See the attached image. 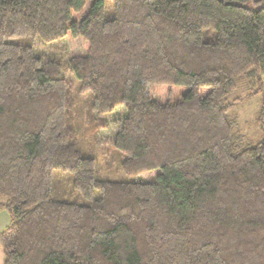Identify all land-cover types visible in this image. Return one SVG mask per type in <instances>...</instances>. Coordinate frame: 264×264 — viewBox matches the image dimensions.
<instances>
[{
    "label": "trees",
    "instance_id": "16d2710c",
    "mask_svg": "<svg viewBox=\"0 0 264 264\" xmlns=\"http://www.w3.org/2000/svg\"><path fill=\"white\" fill-rule=\"evenodd\" d=\"M237 79L263 92L264 0H0L2 264H264Z\"/></svg>",
    "mask_w": 264,
    "mask_h": 264
},
{
    "label": "rangeland",
    "instance_id": "374dc122",
    "mask_svg": "<svg viewBox=\"0 0 264 264\" xmlns=\"http://www.w3.org/2000/svg\"><path fill=\"white\" fill-rule=\"evenodd\" d=\"M53 50L50 49L49 53H53V51L59 52L61 51V45H53ZM35 51H40L39 43L35 44ZM236 89L232 91L228 100H231L237 96H242L240 102H237L229 112V118L231 119L233 134L235 137V141L237 146L239 147H249L254 145L256 142L261 140L264 137V120L259 122L260 111L262 105L264 103V87L263 92L258 91L257 94H253L251 96L246 95L247 91L242 84L241 79H237ZM264 86V80H263ZM115 113L112 115H106L105 117L108 119H118L121 118L124 114V110L122 108L114 111ZM90 131H85L82 142L84 144V140L88 139L87 135ZM114 136V130L112 128L104 131H98L94 137V144L92 147V154L101 161L99 158L103 156L102 149L109 146L112 143ZM87 137V138H86ZM82 144V145H83ZM96 144V145H95ZM85 147V145H84ZM109 164V163H108ZM102 168V171L98 172V177L101 179H113V180H123L124 176L120 173H114V170L105 171V165H100L98 168ZM111 171V172H110ZM158 172L153 171L150 173L142 174L138 180L142 182H151Z\"/></svg>",
    "mask_w": 264,
    "mask_h": 264
},
{
    "label": "crops",
    "instance_id": "0c3cea01",
    "mask_svg": "<svg viewBox=\"0 0 264 264\" xmlns=\"http://www.w3.org/2000/svg\"><path fill=\"white\" fill-rule=\"evenodd\" d=\"M10 223V216L8 215L7 212L0 210V232L8 226ZM0 264H2V250L0 247Z\"/></svg>",
    "mask_w": 264,
    "mask_h": 264
}]
</instances>
